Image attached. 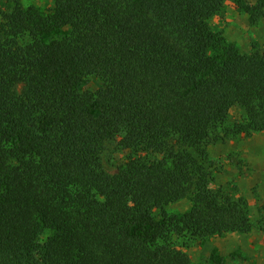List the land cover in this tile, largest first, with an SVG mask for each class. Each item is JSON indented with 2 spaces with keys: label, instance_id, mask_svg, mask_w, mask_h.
<instances>
[{
  "label": "trees",
  "instance_id": "16d2710c",
  "mask_svg": "<svg viewBox=\"0 0 264 264\" xmlns=\"http://www.w3.org/2000/svg\"><path fill=\"white\" fill-rule=\"evenodd\" d=\"M232 1L264 19V0ZM225 2L0 0V264H207L174 238L252 229L204 146L264 132V47L211 24Z\"/></svg>",
  "mask_w": 264,
  "mask_h": 264
},
{
  "label": "rangeland",
  "instance_id": "374dc122",
  "mask_svg": "<svg viewBox=\"0 0 264 264\" xmlns=\"http://www.w3.org/2000/svg\"><path fill=\"white\" fill-rule=\"evenodd\" d=\"M6 1V0H3ZM25 6L35 5L43 12L52 8V0H22ZM1 21V15H0ZM228 42L241 53H252L264 47V19L251 24L249 15L240 11L232 0L211 20ZM86 88L95 90L92 78ZM241 117V109L234 107L229 123ZM210 187L221 188L246 205L253 227L248 232L229 231L206 239L174 238V243L189 254L194 262L207 264H264V132L252 135H230L219 141L208 140ZM126 153L114 145L103 155L107 171L115 173ZM188 196L167 206L170 213H183L191 208ZM159 217V211H155Z\"/></svg>",
  "mask_w": 264,
  "mask_h": 264
}]
</instances>
